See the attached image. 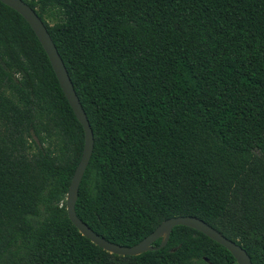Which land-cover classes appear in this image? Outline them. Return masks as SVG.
<instances>
[{"label": "trees", "instance_id": "1", "mask_svg": "<svg viewBox=\"0 0 264 264\" xmlns=\"http://www.w3.org/2000/svg\"><path fill=\"white\" fill-rule=\"evenodd\" d=\"M23 1L92 130L77 217L130 247L194 216L264 264V0ZM83 147L38 38L0 2V264H238L186 226L136 256L93 244L65 206Z\"/></svg>", "mask_w": 264, "mask_h": 264}, {"label": "water", "instance_id": "2", "mask_svg": "<svg viewBox=\"0 0 264 264\" xmlns=\"http://www.w3.org/2000/svg\"><path fill=\"white\" fill-rule=\"evenodd\" d=\"M0 2L21 15L35 33L36 37L38 38L40 44L42 45L44 51L48 56L59 85L70 107L72 108L77 120L83 127L84 147L80 157V161L71 178L65 199L67 215L73 225L78 229V231L84 237L89 239L93 244L97 245L110 254L120 256H136L147 251H154L163 248L167 244L169 236L175 226H186L201 232L211 240L223 246L231 253L238 264H252L250 257L244 249H242L235 242L227 239L220 232L205 223L203 220L194 216H178L169 218L158 225L154 229V231L151 232L142 241L130 247L120 246L107 241L103 237H100L99 235L94 233L85 223H83L77 217L75 212V203L78 195V187L80 181L88 166L92 154V130L81 107L79 99L74 91L66 68L42 20L38 17L36 12L23 0H0ZM159 239V245L153 246L152 244Z\"/></svg>", "mask_w": 264, "mask_h": 264}]
</instances>
